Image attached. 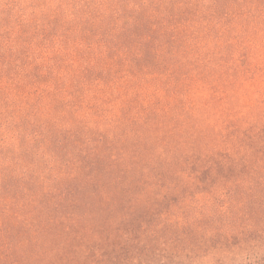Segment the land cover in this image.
Returning <instances> with one entry per match:
<instances>
[{"label": "trees", "instance_id": "obj_1", "mask_svg": "<svg viewBox=\"0 0 264 264\" xmlns=\"http://www.w3.org/2000/svg\"><path fill=\"white\" fill-rule=\"evenodd\" d=\"M123 253L264 264V0H0V264Z\"/></svg>", "mask_w": 264, "mask_h": 264}, {"label": "rangeland", "instance_id": "obj_2", "mask_svg": "<svg viewBox=\"0 0 264 264\" xmlns=\"http://www.w3.org/2000/svg\"><path fill=\"white\" fill-rule=\"evenodd\" d=\"M127 247V246H126ZM127 251V250H126ZM100 252H103V253H111L110 252V249L109 248H105V247H103V249H100ZM130 251L128 252V254L127 255H130ZM125 254L123 253L122 254V256H121V259H119V261H118V263L117 264H126V263H128V262H125L124 260H123V257H125L124 256ZM106 259V258H105ZM106 261H107V259H106Z\"/></svg>", "mask_w": 264, "mask_h": 264}]
</instances>
